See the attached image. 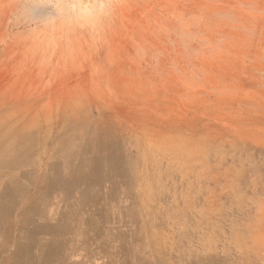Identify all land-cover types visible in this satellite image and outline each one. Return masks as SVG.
Masks as SVG:
<instances>
[{"label":"rangeland","instance_id":"rangeland-1","mask_svg":"<svg viewBox=\"0 0 264 264\" xmlns=\"http://www.w3.org/2000/svg\"><path fill=\"white\" fill-rule=\"evenodd\" d=\"M8 213L49 264H264V0H0Z\"/></svg>","mask_w":264,"mask_h":264},{"label":"crops","instance_id":"crops-1","mask_svg":"<svg viewBox=\"0 0 264 264\" xmlns=\"http://www.w3.org/2000/svg\"><path fill=\"white\" fill-rule=\"evenodd\" d=\"M11 215L12 213H8V215L5 216L9 224L7 226L8 228L4 229V237L1 239L2 241L0 242V258L2 259L0 261V264H49L48 262H45L48 256L49 246L46 248L47 245H42V243L40 242L39 251H37V245L39 240L36 239V237L40 235H42L43 237V228L34 226L30 232L26 228V231L23 232L24 238L26 240L25 242H20L17 238L18 228L15 224H12ZM1 225L2 224H0V228ZM35 254H38L36 259L33 257V255ZM63 256L64 250L61 245L60 250L58 251V260L59 257H61L63 261ZM48 259L49 258H47V261Z\"/></svg>","mask_w":264,"mask_h":264},{"label":"bare ground","instance_id":"bare-ground-1","mask_svg":"<svg viewBox=\"0 0 264 264\" xmlns=\"http://www.w3.org/2000/svg\"><path fill=\"white\" fill-rule=\"evenodd\" d=\"M96 142V152L92 158L91 164H92V168L94 169L95 172H99L100 171V167L101 165L105 162V158L103 157V152L105 151V148H103L100 145V142L97 140V138L95 139ZM9 168H16L20 165V161L17 160L15 163H8V164H3ZM91 168V169H92Z\"/></svg>","mask_w":264,"mask_h":264}]
</instances>
